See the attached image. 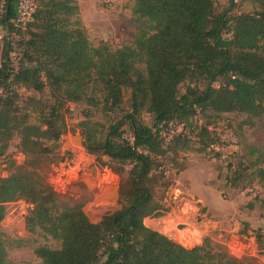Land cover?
<instances>
[{"label": "trees", "instance_id": "obj_1", "mask_svg": "<svg viewBox=\"0 0 264 264\" xmlns=\"http://www.w3.org/2000/svg\"><path fill=\"white\" fill-rule=\"evenodd\" d=\"M13 1L7 0L3 19L10 31ZM34 1L26 37L18 42L16 73L8 60L10 43L0 50V155L18 135L25 157L22 165L10 166L7 177L0 175V223L4 204L25 200L31 206L27 232L59 243L58 249H34L42 264H252L214 249L208 238L185 248L143 221L165 212L156 200V190L168 185L163 162L190 144L207 147L217 140L203 124L196 128V141L178 134L164 146L163 126L182 125L199 114L239 113L245 116L242 125L253 127L264 115V5L234 14L233 0L220 12L217 0H133L132 15L144 25L134 42L102 53L83 73L93 49L78 19L77 0ZM228 32L230 39H223ZM20 90L31 94L23 109ZM68 104H84L103 116L104 122H93L85 111L78 124L82 146L96 160L105 158L102 163L119 177V209L97 223L81 204L61 201L38 173L66 133ZM31 114L37 125L29 123ZM142 114L151 116V125ZM126 128L131 140L124 138ZM263 161L259 154L255 175L262 182ZM248 228L243 223L239 235L247 236ZM253 239L264 255V231H253ZM0 264H10L1 232Z\"/></svg>", "mask_w": 264, "mask_h": 264}, {"label": "rangeland", "instance_id": "obj_2", "mask_svg": "<svg viewBox=\"0 0 264 264\" xmlns=\"http://www.w3.org/2000/svg\"><path fill=\"white\" fill-rule=\"evenodd\" d=\"M78 19L81 22L93 55L88 65L82 69L89 72L93 63L102 53L113 52L121 46L130 45L136 32L144 27L132 15L133 0H77ZM229 0H217L216 9L227 8ZM234 14L251 13L264 5V0H233ZM231 34L224 33L223 39ZM185 86L180 88L184 92ZM19 106L24 108V100L31 96L24 90ZM45 95L43 99H47ZM90 110L93 122H104L99 112H93L84 104H68L65 110L66 133L60 138L49 159L38 167L41 174L61 201L70 205L79 203L92 223H97L106 215L119 209L117 191L119 177L102 162L89 155L82 146L78 124ZM199 114L187 121L184 130L189 132L203 124H208V132L223 144L224 156L216 157L208 146L190 144V149L176 158L170 156L163 162L167 186L156 190V200L164 214L160 217L144 219V224L165 235L173 242L193 248L202 245L208 238L211 246L225 251L228 255L246 260L252 264H264V255L256 248L253 231H264V182L256 175V158L264 156V115L255 120L253 127L242 125L243 114L224 113L215 117L207 113ZM142 121L151 125V116L142 114ZM30 124H38L34 114ZM124 138L131 140L126 128ZM19 136L14 135L3 154L0 155V175L7 177L11 165H22L24 155L19 148ZM51 146L50 144H48ZM250 148L258 150L251 155ZM201 149V151H199ZM232 168H228V164ZM183 166V168H182ZM264 169V161L258 165ZM236 173L239 177L235 179ZM235 179V180H234ZM252 203L254 208L246 206ZM5 215L0 223V232L10 264H42L33 251L39 246L58 249L59 243L39 232L30 234L25 228V218L31 206L23 199L4 204ZM247 223V236L239 235ZM184 225L183 229H178Z\"/></svg>", "mask_w": 264, "mask_h": 264}, {"label": "built area", "instance_id": "obj_3", "mask_svg": "<svg viewBox=\"0 0 264 264\" xmlns=\"http://www.w3.org/2000/svg\"><path fill=\"white\" fill-rule=\"evenodd\" d=\"M9 4L7 0H0V50L5 43H10V52L8 54V60L11 70L16 73L21 61V54L18 42L25 39L26 24L31 20V17L36 9L34 0H14L12 4V19L10 20L11 31L7 24H4V15L7 14ZM185 124L177 125L174 122H170L163 126L160 130V138L163 141L164 146H167L174 135H184L191 141L197 140L198 130L192 129L189 132L184 130ZM224 146L216 140L208 145V151H210L216 157L224 156Z\"/></svg>", "mask_w": 264, "mask_h": 264}, {"label": "water", "instance_id": "obj_4", "mask_svg": "<svg viewBox=\"0 0 264 264\" xmlns=\"http://www.w3.org/2000/svg\"><path fill=\"white\" fill-rule=\"evenodd\" d=\"M185 226L184 225H179L178 229H183ZM194 248V247H193Z\"/></svg>", "mask_w": 264, "mask_h": 264}]
</instances>
